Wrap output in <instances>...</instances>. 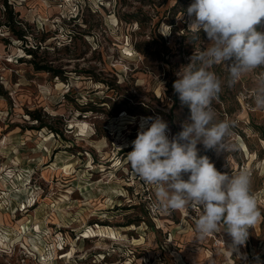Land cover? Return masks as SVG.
<instances>
[{
  "label": "rangeland",
  "instance_id": "374dc122",
  "mask_svg": "<svg viewBox=\"0 0 264 264\" xmlns=\"http://www.w3.org/2000/svg\"><path fill=\"white\" fill-rule=\"evenodd\" d=\"M19 1L0 32V259L25 246L43 264H264L252 259L264 246V110L253 99L264 66L235 85L225 65L211 69L216 121L233 134L224 154L198 144L199 155L230 176L246 170L261 216L244 245L223 225L201 239L202 208L157 211L155 186L127 160L142 121L161 118L171 139L189 120L173 84L211 43L189 29L194 0Z\"/></svg>",
  "mask_w": 264,
  "mask_h": 264
},
{
  "label": "clouds",
  "instance_id": "9594fccd",
  "mask_svg": "<svg viewBox=\"0 0 264 264\" xmlns=\"http://www.w3.org/2000/svg\"><path fill=\"white\" fill-rule=\"evenodd\" d=\"M187 13L195 17L189 29L203 30L211 41L190 58L173 84L182 104L190 109L189 120L171 139L168 124L161 118L142 121L127 160L136 175L155 186L157 211L198 205L202 211L195 231L201 239L223 225L234 246L244 245L248 229L261 216L251 192V177L246 170L234 176L218 171L208 156L199 155L197 145L218 154L230 147L233 125L228 120L216 121L212 104L222 90V80L211 69L225 65L227 82L235 85L246 73L264 66V31L257 30L264 20V0H194ZM253 99L255 107L264 110V73L257 80ZM228 249L232 254L235 247Z\"/></svg>",
  "mask_w": 264,
  "mask_h": 264
},
{
  "label": "built area",
  "instance_id": "2783aa9c",
  "mask_svg": "<svg viewBox=\"0 0 264 264\" xmlns=\"http://www.w3.org/2000/svg\"><path fill=\"white\" fill-rule=\"evenodd\" d=\"M22 2L19 0H0V32H3L4 26H7L5 24L6 22V14L9 10L13 12L15 17L18 15V12L20 11V6ZM200 209L198 205L193 204V207ZM217 243H222L220 239H216ZM261 247V242L259 243ZM18 250V252H16ZM16 252V253H15ZM14 253L17 255L15 260H9L7 258L8 255H6L5 258L0 259V264H43L42 259L37 255H35L31 250L27 249L25 246H20L18 249H14ZM261 252H256L255 254H252V259H260ZM38 259V260H37ZM249 260L243 261L238 264H249ZM237 264V263H233Z\"/></svg>",
  "mask_w": 264,
  "mask_h": 264
},
{
  "label": "trees",
  "instance_id": "16d2710c",
  "mask_svg": "<svg viewBox=\"0 0 264 264\" xmlns=\"http://www.w3.org/2000/svg\"><path fill=\"white\" fill-rule=\"evenodd\" d=\"M15 20H16V19H15V15L13 14V12H12L11 10H9V11L7 12V14H6V22H5V24H6L7 26H9L10 29H11V28H13V25L15 24ZM19 36L23 37L24 35H23V33H19ZM29 51H31L30 53L32 54V50L29 49ZM38 68H46L47 70H53L54 72H56V73H55L56 75H60V71H57V70H55V69H52V68L49 67V66H43V67H38ZM34 118H36V119H40V116L34 114Z\"/></svg>",
  "mask_w": 264,
  "mask_h": 264
},
{
  "label": "crops",
  "instance_id": "0c3cea01",
  "mask_svg": "<svg viewBox=\"0 0 264 264\" xmlns=\"http://www.w3.org/2000/svg\"><path fill=\"white\" fill-rule=\"evenodd\" d=\"M262 251H260L261 252V256H263L264 257V246H262ZM259 260V259H258ZM264 259H260V261H263Z\"/></svg>",
  "mask_w": 264,
  "mask_h": 264
},
{
  "label": "bare ground",
  "instance_id": "6f19581e",
  "mask_svg": "<svg viewBox=\"0 0 264 264\" xmlns=\"http://www.w3.org/2000/svg\"><path fill=\"white\" fill-rule=\"evenodd\" d=\"M92 233H93V230L90 229V230H87V232L85 233V235H90V234H92Z\"/></svg>",
  "mask_w": 264,
  "mask_h": 264
}]
</instances>
